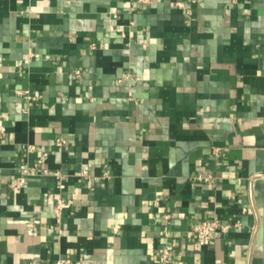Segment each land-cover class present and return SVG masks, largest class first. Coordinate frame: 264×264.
<instances>
[{"label": "crops", "instance_id": "1", "mask_svg": "<svg viewBox=\"0 0 264 264\" xmlns=\"http://www.w3.org/2000/svg\"><path fill=\"white\" fill-rule=\"evenodd\" d=\"M62 258L264 264V0H0V264Z\"/></svg>", "mask_w": 264, "mask_h": 264}, {"label": "built area", "instance_id": "2", "mask_svg": "<svg viewBox=\"0 0 264 264\" xmlns=\"http://www.w3.org/2000/svg\"><path fill=\"white\" fill-rule=\"evenodd\" d=\"M138 1H140L142 3H149L150 2V0H138ZM76 73L80 74L79 72H76ZM57 144L60 146H63L66 144V141L63 138H59L57 140ZM57 175L59 176V174H57ZM196 179L200 180V181L209 180V178H202L201 176H199ZM27 180H28V172H26V171L20 172L18 177H17V185L21 186V187L25 186V184L27 183ZM72 206H73V201H71V200H65L62 198H59L57 200L56 205H55V209H54V213H55V216H56L58 222H60L61 218L63 217V213L66 210L71 209ZM166 219H169V216H166ZM232 227L233 226L230 224H222L217 219H213V220L208 219V220H203V221H200L198 223H195L192 226V232L195 236L197 245L200 247H205L211 242V240L215 237V235L218 232H222L224 234H227L228 232H230ZM56 264H74V262L70 258H62V259H59L56 262Z\"/></svg>", "mask_w": 264, "mask_h": 264}]
</instances>
